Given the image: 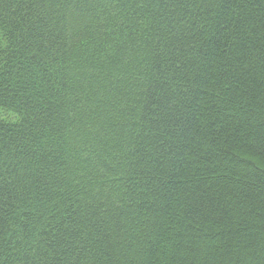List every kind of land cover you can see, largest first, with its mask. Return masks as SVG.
Instances as JSON below:
<instances>
[{"label": "trees", "instance_id": "obj_1", "mask_svg": "<svg viewBox=\"0 0 264 264\" xmlns=\"http://www.w3.org/2000/svg\"><path fill=\"white\" fill-rule=\"evenodd\" d=\"M0 264H264V0H0Z\"/></svg>", "mask_w": 264, "mask_h": 264}]
</instances>
